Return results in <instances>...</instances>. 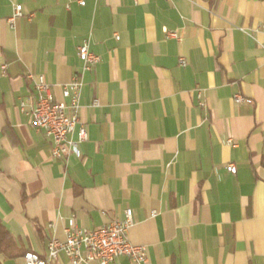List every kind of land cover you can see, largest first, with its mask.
<instances>
[{
  "label": "crops",
  "instance_id": "obj_1",
  "mask_svg": "<svg viewBox=\"0 0 264 264\" xmlns=\"http://www.w3.org/2000/svg\"><path fill=\"white\" fill-rule=\"evenodd\" d=\"M78 1L0 0L4 226L45 256L72 218L95 229L131 209L128 238L147 264H264V0ZM16 5L24 16L11 24ZM86 38L100 57L83 76L88 140L82 158H57L21 111L35 101L27 76L63 100ZM54 264L71 262L61 253Z\"/></svg>",
  "mask_w": 264,
  "mask_h": 264
},
{
  "label": "built area",
  "instance_id": "obj_2",
  "mask_svg": "<svg viewBox=\"0 0 264 264\" xmlns=\"http://www.w3.org/2000/svg\"><path fill=\"white\" fill-rule=\"evenodd\" d=\"M81 6L86 4L85 0H79ZM23 15L22 5H16L14 15L10 18L13 24ZM261 31L264 33V22L261 24ZM169 37H177L175 32L166 31ZM116 40L119 36L115 35ZM90 38L83 40L78 47V55L82 61V70L73 75L70 83L62 90L63 100L58 101L53 93L52 86L43 75L34 76L28 74L27 78L34 84V103L28 106L21 102V111L31 116L32 125L42 130L45 136L52 141V153L54 157L65 158L75 154L82 158L81 144L88 140V128L80 119L81 95L84 88L83 76L93 71L100 63V57L90 50ZM180 65L187 66L185 58H180ZM1 71L6 72L7 65H1ZM201 98V91H198ZM236 104L243 102L252 103V100L240 94L233 97ZM201 106H205L200 101ZM77 131V140L71 136ZM234 145L232 139L227 141ZM227 169L236 174L237 166L229 164ZM156 215V212L153 213ZM133 211L126 209L124 218L115 219L109 224L95 228L86 229L77 227L72 218L66 228L65 240L51 238L47 246V255L41 256L33 251L24 254V264H54L58 261L61 253H64L71 264H113L116 258L125 256L133 264H147L148 252L146 246L134 245L128 238L130 228L133 226Z\"/></svg>",
  "mask_w": 264,
  "mask_h": 264
},
{
  "label": "trees",
  "instance_id": "obj_3",
  "mask_svg": "<svg viewBox=\"0 0 264 264\" xmlns=\"http://www.w3.org/2000/svg\"><path fill=\"white\" fill-rule=\"evenodd\" d=\"M26 252L27 251L17 243L0 219V264H4L2 257L15 260L23 257Z\"/></svg>",
  "mask_w": 264,
  "mask_h": 264
}]
</instances>
